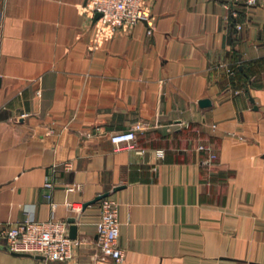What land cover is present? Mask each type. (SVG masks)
<instances>
[{"label":"crops","instance_id":"0c3cea01","mask_svg":"<svg viewBox=\"0 0 264 264\" xmlns=\"http://www.w3.org/2000/svg\"><path fill=\"white\" fill-rule=\"evenodd\" d=\"M146 1L148 21L94 42L86 0H0V226L75 217L80 241L56 263L3 240L0 264H264V0ZM105 193L120 262L98 251L100 200L68 205Z\"/></svg>","mask_w":264,"mask_h":264},{"label":"built area","instance_id":"2783aa9c","mask_svg":"<svg viewBox=\"0 0 264 264\" xmlns=\"http://www.w3.org/2000/svg\"><path fill=\"white\" fill-rule=\"evenodd\" d=\"M232 2L237 0H225ZM246 5H255L258 0H242ZM86 13L93 19L96 13L100 16L94 23V42L112 38L120 32H128L141 20L148 21L146 0H86ZM237 29L241 24H236ZM152 25L148 23L147 34L152 33ZM228 73H233L231 68H226ZM238 92V91H236ZM146 128V123L137 121L130 128L117 130L109 134L110 141L116 148L134 149L136 146L137 133ZM90 135L91 132H87ZM199 150H209V158L215 155L211 149L199 144ZM163 156V152H158ZM63 170L71 168V162H63ZM59 164L54 163L49 167V174L46 175L42 183V194L51 200V192L55 186L53 175L57 171ZM68 191L80 188L79 183L64 184ZM51 207L55 203L50 201ZM74 210H80L81 204L68 203ZM101 212L95 223L97 235V247L101 255L120 262L124 258L123 248L118 244L119 220L117 216L118 203L116 200L104 196L100 199ZM5 241L6 246L12 251L38 253L48 262L60 263L70 260L73 257L74 248L80 241L71 238L68 233V223L65 220L51 216L45 221L36 220L32 214L21 221L8 223L0 226V243Z\"/></svg>","mask_w":264,"mask_h":264},{"label":"water","instance_id":"95a60500","mask_svg":"<svg viewBox=\"0 0 264 264\" xmlns=\"http://www.w3.org/2000/svg\"><path fill=\"white\" fill-rule=\"evenodd\" d=\"M100 16L99 13H96L94 18H93V21H95L98 17ZM240 57V55H239ZM199 104L201 106H208L210 104V100L208 98H203V99H200L199 100ZM117 187H122V186H117ZM106 196V193L105 194H100L98 196H96L95 198H93L92 200H89V201H86L82 204V207H86L87 205L91 204V203H94L95 201H98L100 200L102 197ZM75 217H69L67 219V221L69 222V236L71 238H75L76 237V224H75Z\"/></svg>","mask_w":264,"mask_h":264}]
</instances>
